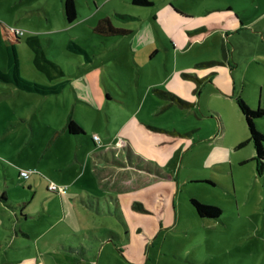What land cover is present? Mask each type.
Wrapping results in <instances>:
<instances>
[{
	"label": "rangeland",
	"instance_id": "374dc122",
	"mask_svg": "<svg viewBox=\"0 0 264 264\" xmlns=\"http://www.w3.org/2000/svg\"><path fill=\"white\" fill-rule=\"evenodd\" d=\"M74 1L77 20L66 26L62 0H0V24L10 35L17 37L16 31L21 37L23 70L31 81H36L29 60L32 54L24 42L29 35L41 39L52 61L63 59L60 63L66 73L63 41L75 38L81 46L95 49L94 53L97 47L102 48L104 57L94 69L104 67L108 76L106 68H114V76L121 74L130 83L135 98L129 111L138 105L146 129L150 128L156 143L164 146L167 164L152 169L139 157L110 153L104 161L113 166L107 165L102 183H94L86 173L66 194L58 195L35 184L30 188L28 181L20 177L21 171L48 177L45 171L63 161L70 163L73 152H64L63 157L56 149L40 152L34 146L47 132L46 127H36L40 135L30 144L26 131L14 132L10 124L3 122L8 109L0 103V264H264V169L258 173L254 163H249L234 165L232 172L223 173L226 166L208 163L212 156L218 157L214 143L208 140L219 131L214 111L223 114L229 123L231 97L206 84L200 94H191L198 103L181 107L153 91H165L166 86H161L166 79L165 66L173 68L165 55L172 54L168 46L172 19L180 22L186 34L214 22L218 14L209 8L231 0H150L153 7L136 6L130 0ZM257 2L264 5V0ZM230 3L240 7L252 4L251 0ZM169 7L181 9L191 18L172 15ZM104 16L116 26L131 28L132 34L103 41L93 34L92 26ZM216 32L186 37L188 46L182 58L194 59L193 63L204 57L211 59L222 39L238 43L237 55L248 49L246 40L253 36L251 30L225 37ZM140 37L149 38L150 47L159 51L148 67L140 65V57L131 55L133 41ZM244 65L242 62L235 70L236 75L245 69L248 75L259 78L255 65ZM223 67L217 64L194 69L213 72ZM139 73L140 101L134 84ZM236 87L240 88L239 83ZM258 109L264 110L262 106ZM253 123L261 131L256 126L260 123L264 133V117ZM190 125L199 130L190 138L180 139ZM94 127L102 126L96 123ZM218 150L225 153L221 147ZM201 177L209 180H195ZM191 199L205 206H218L222 210L220 219L200 218Z\"/></svg>",
	"mask_w": 264,
	"mask_h": 264
},
{
	"label": "crops",
	"instance_id": "0c3cea01",
	"mask_svg": "<svg viewBox=\"0 0 264 264\" xmlns=\"http://www.w3.org/2000/svg\"><path fill=\"white\" fill-rule=\"evenodd\" d=\"M231 1L209 8L212 12L218 14L215 20L214 18L210 19L214 20V22L196 27L187 31L186 34L180 29V22L175 18L172 19L173 27H171L169 33L171 34V40L168 45L172 50V54L166 53L165 55L172 62L173 68L168 70L167 65L165 66V71L167 72L165 75L166 79L165 82H162L163 85H161L166 86L163 88L165 90L163 92L170 93L181 101L179 103L172 100L181 107L194 106L195 102L198 103L191 94H200L206 84L212 85L215 90H220L225 95L231 97L232 101L229 102L231 112L229 123L226 122L223 114L214 111L219 123V131L211 139H208L214 143L212 144L215 147L214 153L218 155V157L212 156L213 158L208 163H210V166H226L227 170L223 171V173L232 172L234 165L244 166L249 163H254V169L256 167L257 170L256 163L253 160L256 153L255 148L253 143L248 141L249 132L237 106V99H241L248 107L251 105L250 109L254 110V108L257 109L260 106L264 109V5H261L257 0H251L252 4L250 6L240 7L239 5L231 4ZM180 10L176 7L172 9L169 7L172 15L180 16L183 19L191 18L183 10ZM77 16L76 10V20ZM45 17L48 20V17ZM75 21L72 24H67L64 19L66 26L74 25ZM118 27L130 30L131 33L126 36L132 34L131 28L125 26ZM210 31H217L216 33L219 32L222 36L224 34V37L228 33L248 31L253 36L246 40L248 49L244 50V52L247 53L239 52L236 55V45L238 43H230L229 39L226 41L222 39L220 48H213L214 50L216 49V53L211 59L204 57L202 60L200 59L201 61L198 59L193 63L194 59L182 58L188 46L184 40L187 39L186 37L196 38L195 36H202L203 33ZM29 36L26 37L24 42L25 47L32 54L29 60L36 73H33L34 80L36 81L32 82L45 86H55L62 83L63 87L57 94L40 95L22 91L12 83L0 81V103L4 104L5 108L8 109V112L3 117V122L10 124L14 128V132L19 129H23V132L26 131L25 136L29 137L30 144L33 138L40 135L37 133L36 127L41 128L45 126L47 132L43 134L42 138L38 139L34 147H38L40 152L56 149L60 152L61 157H63L64 152H73V154L71 155L72 159L70 163L65 164L63 161V164L55 165L51 170L45 171L48 177L38 178V176H30L26 179L28 187L31 188L32 184H35L41 186L40 188L48 190V186L53 183L58 184L57 186L66 187V192L63 193L66 194L70 187L80 182L86 173H88L89 179L94 183H102L106 176V170H108L107 165L113 166L104 161L110 153L114 156L128 153L131 156L139 157L145 162L146 166L152 169L154 167L155 169H162L166 166L168 155L162 151L164 146L156 143V139L151 134L150 128L146 129L145 123L142 121V117H140L138 105L129 111L130 102L135 98V93L130 83L122 78L121 74L114 76V68H106L108 76L105 73L104 67L101 70L94 69L96 64L100 62L98 60L104 57L105 53L101 52L103 51L102 48L97 47V53H94L95 49L92 50L93 48L81 46L75 38L70 37L67 41H63L65 48L64 59L66 58L68 66L66 73L64 64L60 63V60L63 59L52 61L47 56L41 39L35 36L41 46L43 56L60 68L62 75L55 76L52 70L48 69L49 74H45L35 67L33 52L28 43ZM101 38L103 41H106L108 37ZM136 40L133 41L131 55L132 57H140V65L148 67L147 63L152 62L159 51L154 47H150V39L147 37H140ZM71 41L77 43L87 56L85 57V55L70 51L67 46ZM21 44L20 41L18 47L20 75L23 79L31 81L23 70V61L20 55ZM0 47V52L1 54L3 53V59L0 60V71L6 73V47L5 44L4 48L3 46ZM162 47L166 48L164 45ZM207 50L210 49L207 48ZM91 53L94 54L93 57H91ZM242 62L245 63L244 66L247 68L255 65L259 78L252 74L248 75L245 69L241 71V74L236 75L235 70L238 69ZM217 64H221L224 67L215 69L216 71L213 72L194 69L197 66L204 67ZM25 65L28 67L29 63ZM139 77L140 73L134 84L137 89V98L140 101L142 97H140L141 92L139 87L141 84ZM185 79L187 80L185 81ZM188 80H196L199 84L195 85V83ZM237 83H239L240 88L236 87ZM153 91L158 93L162 90L153 88ZM127 94H130V96ZM68 121H74L82 129L83 134H69L66 128ZM96 123H100L102 127L99 129L95 128ZM256 126L262 131L260 123ZM7 130H10V128H7ZM198 130L196 125H190L186 133L180 135V139L190 138ZM261 131L259 132L264 134ZM94 136L99 138V143L93 139ZM40 139L41 142L39 143ZM243 142L246 143L242 147H239ZM219 147L223 148L224 154L219 153ZM242 148L244 150L239 151ZM66 161L68 160L66 159ZM195 180L204 182L209 179L201 177Z\"/></svg>",
	"mask_w": 264,
	"mask_h": 264
},
{
	"label": "trees",
	"instance_id": "16d2710c",
	"mask_svg": "<svg viewBox=\"0 0 264 264\" xmlns=\"http://www.w3.org/2000/svg\"><path fill=\"white\" fill-rule=\"evenodd\" d=\"M131 4L136 6L142 7H152L154 3L150 0H130ZM62 10L64 19L67 24H72L76 20V5L74 0H63L62 1ZM121 18L126 19L129 16L126 15H119ZM93 34L100 36V37H110V36H126L130 34V30L124 27L115 26L109 17H103L97 20L96 24L92 28ZM17 37L10 35L7 28L0 24V40L2 43L5 44V53L7 59V72L2 73L0 71V81L6 83H12L16 88L30 93H37L40 95H53L60 92L63 87V84H58L55 86H45L41 85L32 81H28L23 79L20 75V65H19V54H18V47L20 44V36L14 31ZM28 43L31 47L33 52V62L35 67L39 70L44 72L45 74H49V70L54 71L55 76H61L62 72L60 68L53 64L52 62L48 61L41 51V46L38 42V39L35 36L28 37ZM68 49L74 53L85 55L87 56L85 51L75 42L71 41L68 44ZM159 94L169 97L173 101H181L171 95L170 93L159 91ZM237 106L241 115L246 123L248 132H249V139L255 148V157L254 161L257 166V171L259 173L262 172L263 163H264V134L260 133L255 129L253 121L255 119H259L264 116V110L250 109L241 99H237ZM252 112H251V111ZM67 131L69 134L72 135H80L83 134L82 129L74 122L68 121L66 125ZM246 142H243L239 145L242 147ZM56 194V193H55ZM190 203L195 210L196 214L200 218L212 219V220H219L222 214V210L215 205H208L205 206L200 202L191 199ZM25 217V216H21ZM23 235L29 236L26 232H21Z\"/></svg>",
	"mask_w": 264,
	"mask_h": 264
},
{
	"label": "built area",
	"instance_id": "2783aa9c",
	"mask_svg": "<svg viewBox=\"0 0 264 264\" xmlns=\"http://www.w3.org/2000/svg\"><path fill=\"white\" fill-rule=\"evenodd\" d=\"M93 139L95 141H97V143H99V138L97 136H94ZM20 177L23 178L24 180L28 179L30 176H31V172H28V171H21L20 172ZM48 190L53 192V193H56V194H63L65 193L66 191V187L64 186H57L55 184H50L48 186Z\"/></svg>",
	"mask_w": 264,
	"mask_h": 264
}]
</instances>
